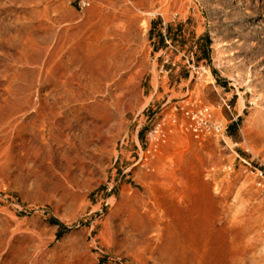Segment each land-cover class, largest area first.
I'll return each instance as SVG.
<instances>
[{
    "label": "rangeland",
    "instance_id": "rangeland-1",
    "mask_svg": "<svg viewBox=\"0 0 264 264\" xmlns=\"http://www.w3.org/2000/svg\"><path fill=\"white\" fill-rule=\"evenodd\" d=\"M0 264H264V0H0Z\"/></svg>",
    "mask_w": 264,
    "mask_h": 264
},
{
    "label": "built area",
    "instance_id": "built-area-1",
    "mask_svg": "<svg viewBox=\"0 0 264 264\" xmlns=\"http://www.w3.org/2000/svg\"><path fill=\"white\" fill-rule=\"evenodd\" d=\"M192 118L193 119H201L203 121V127H201L202 130H209L211 127L212 124H209V119L207 117V113L203 110H200V111H192ZM209 128V129H208ZM157 136V135H156ZM156 136L154 134L151 135L152 139L155 138L156 139ZM158 138H160V135H158Z\"/></svg>",
    "mask_w": 264,
    "mask_h": 264
}]
</instances>
